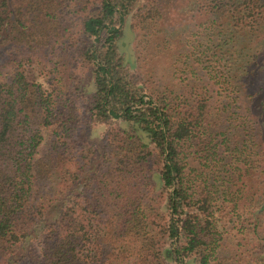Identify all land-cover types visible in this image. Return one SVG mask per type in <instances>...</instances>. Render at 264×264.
I'll list each match as a JSON object with an SVG mask.
<instances>
[{
  "label": "trees",
  "instance_id": "1",
  "mask_svg": "<svg viewBox=\"0 0 264 264\" xmlns=\"http://www.w3.org/2000/svg\"><path fill=\"white\" fill-rule=\"evenodd\" d=\"M186 1L168 33L171 0H0L3 264H242L219 227L262 230L264 0ZM61 51L92 72L95 150L85 80H38Z\"/></svg>",
  "mask_w": 264,
  "mask_h": 264
},
{
  "label": "rangeland",
  "instance_id": "2",
  "mask_svg": "<svg viewBox=\"0 0 264 264\" xmlns=\"http://www.w3.org/2000/svg\"><path fill=\"white\" fill-rule=\"evenodd\" d=\"M190 3H192L191 0ZM186 4V0H171V14L167 26L168 33H179V30H183L190 26V24H184V21H182L184 13L187 10V6H185ZM195 14L197 13L194 11V15ZM196 29L197 26L191 30L190 34L192 32L194 33ZM135 43L136 35L130 29L129 22H127L125 26V36L123 42L121 43V50L126 54V58L131 63L133 70L137 69L134 48ZM60 53L61 54L57 59L61 63L58 65V68H56V71L50 73L48 72V67L38 80L41 81L46 88L48 87V90H53L55 85L64 87L66 81H77L78 78L85 80L84 85L86 88V93L78 96L76 103L77 115L79 118V124L77 128L79 133L81 132L85 134V136L88 135L89 145L93 147L92 150H95L97 145L94 143H97L102 139L104 127L94 126L93 129L91 128L92 123L88 112V107L91 103V92L94 91L92 72H90V67L87 65V63L78 59L77 54L73 55L70 53L67 56L65 55V51H61ZM177 88L178 85L176 86V89ZM251 219L252 218L248 214H245L242 218H238L236 216L235 221L226 219L223 223L220 222L219 230L224 235L222 255L235 257V259L238 260L240 258L239 255L242 254V259H244L242 264H259V259H262V264H264V217L262 219V230L258 228L257 231H254L253 227L250 226L249 221ZM239 221L245 223L240 224ZM248 225L250 228L246 229ZM0 264H3L1 256Z\"/></svg>",
  "mask_w": 264,
  "mask_h": 264
}]
</instances>
